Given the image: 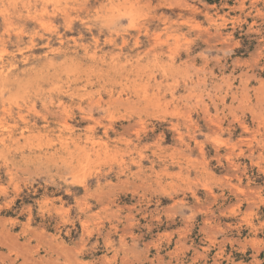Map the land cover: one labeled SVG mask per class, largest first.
<instances>
[{"label":"rangeland","instance_id":"rangeland-1","mask_svg":"<svg viewBox=\"0 0 264 264\" xmlns=\"http://www.w3.org/2000/svg\"><path fill=\"white\" fill-rule=\"evenodd\" d=\"M0 264H264V0H0Z\"/></svg>","mask_w":264,"mask_h":264}]
</instances>
